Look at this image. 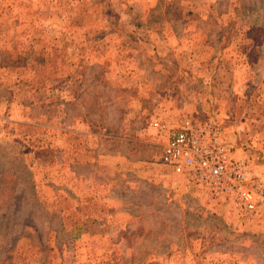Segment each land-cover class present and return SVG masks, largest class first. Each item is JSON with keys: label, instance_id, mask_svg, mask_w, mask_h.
I'll list each match as a JSON object with an SVG mask.
<instances>
[{"label": "rangeland", "instance_id": "obj_1", "mask_svg": "<svg viewBox=\"0 0 264 264\" xmlns=\"http://www.w3.org/2000/svg\"><path fill=\"white\" fill-rule=\"evenodd\" d=\"M187 114L264 182V0H0V264H264L161 163Z\"/></svg>", "mask_w": 264, "mask_h": 264}, {"label": "built area", "instance_id": "obj_2", "mask_svg": "<svg viewBox=\"0 0 264 264\" xmlns=\"http://www.w3.org/2000/svg\"><path fill=\"white\" fill-rule=\"evenodd\" d=\"M151 125L172 131L160 161L188 187L205 191L214 204L232 201L246 219L264 223V182L249 180V164L233 157L222 124L187 114L174 128L161 121Z\"/></svg>", "mask_w": 264, "mask_h": 264}, {"label": "crops", "instance_id": "obj_3", "mask_svg": "<svg viewBox=\"0 0 264 264\" xmlns=\"http://www.w3.org/2000/svg\"><path fill=\"white\" fill-rule=\"evenodd\" d=\"M228 124H229V121H228ZM227 137H230V132L227 131Z\"/></svg>", "mask_w": 264, "mask_h": 264}]
</instances>
